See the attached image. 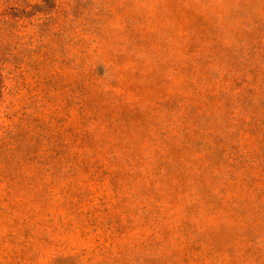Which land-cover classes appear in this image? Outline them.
<instances>
[{"label": "rangeland", "instance_id": "374dc122", "mask_svg": "<svg viewBox=\"0 0 264 264\" xmlns=\"http://www.w3.org/2000/svg\"><path fill=\"white\" fill-rule=\"evenodd\" d=\"M0 264H264V0H0Z\"/></svg>", "mask_w": 264, "mask_h": 264}]
</instances>
